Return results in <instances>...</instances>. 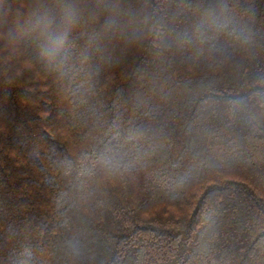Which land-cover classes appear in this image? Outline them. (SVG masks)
Listing matches in <instances>:
<instances>
[{
  "label": "trees",
  "instance_id": "1",
  "mask_svg": "<svg viewBox=\"0 0 264 264\" xmlns=\"http://www.w3.org/2000/svg\"><path fill=\"white\" fill-rule=\"evenodd\" d=\"M0 264H264V0H0Z\"/></svg>",
  "mask_w": 264,
  "mask_h": 264
},
{
  "label": "clouds",
  "instance_id": "2",
  "mask_svg": "<svg viewBox=\"0 0 264 264\" xmlns=\"http://www.w3.org/2000/svg\"><path fill=\"white\" fill-rule=\"evenodd\" d=\"M59 23L56 18L47 14L41 16L36 25V39L40 59L49 66H54L64 49L69 33L77 22L75 6L66 2L58 12Z\"/></svg>",
  "mask_w": 264,
  "mask_h": 264
}]
</instances>
